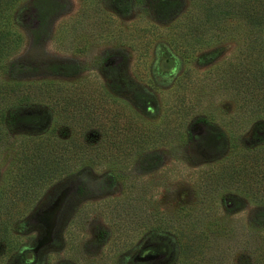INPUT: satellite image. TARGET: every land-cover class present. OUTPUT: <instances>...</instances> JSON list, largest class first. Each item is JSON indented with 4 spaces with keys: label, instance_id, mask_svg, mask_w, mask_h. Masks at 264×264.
I'll return each instance as SVG.
<instances>
[{
    "label": "rangeland",
    "instance_id": "obj_1",
    "mask_svg": "<svg viewBox=\"0 0 264 264\" xmlns=\"http://www.w3.org/2000/svg\"><path fill=\"white\" fill-rule=\"evenodd\" d=\"M221 1L235 2L16 3L7 26L20 38L0 62V82L78 84L88 97L104 90L113 108L118 98L150 123L163 115L168 121L176 107L172 124L179 133L160 135L122 173L81 166L47 185L19 216L14 208L8 215L0 210V264H178L175 236L161 226L165 217L180 216H201L213 230L223 226L224 247L213 244L205 264L242 263L239 248H226L261 209L234 189L207 187L204 177L228 155L231 131L244 145L264 141V118L243 113V88L231 80L234 68L260 60V34L248 30L237 5L217 20L203 16L202 5ZM19 111L42 112L46 121L41 127L0 124V190L11 185L19 139L43 133L54 116L35 105ZM154 243L168 245L169 252L146 254Z\"/></svg>",
    "mask_w": 264,
    "mask_h": 264
},
{
    "label": "trees",
    "instance_id": "obj_2",
    "mask_svg": "<svg viewBox=\"0 0 264 264\" xmlns=\"http://www.w3.org/2000/svg\"><path fill=\"white\" fill-rule=\"evenodd\" d=\"M19 1L0 0V62L18 46L20 34L7 25H11L10 11ZM231 5L228 1L210 3L202 5L201 12L205 18L215 16L217 20L235 13L232 6L237 5L248 30L260 34L259 42H256L260 46V60H249L240 69L234 68L231 80L243 88L247 110L243 113H257L264 118V0H235ZM0 85L1 125L17 122L28 127L44 126L46 115L39 111H19L25 105L46 107L54 114L47 130L23 135L17 143V164L11 185L0 190V210L5 215L14 208L13 213L19 216L37 200L47 185L72 174L81 166H106L122 173L140 150L156 144L160 135L179 133L178 127L172 124L175 114L179 116V108L176 107L170 108L168 121L163 115L158 122L150 123L138 119L132 109L118 98L112 101L115 104L113 108L104 90L88 97L78 84L69 87L64 82L53 80L3 81ZM64 127L72 133L59 135ZM183 134L182 138H190L188 131ZM228 148V155L206 173L204 183L207 187L216 185L215 189H234L261 209L252 220L242 224L241 235L230 241L226 251L239 248L244 254L241 264H264V141L244 145L235 131H231ZM16 199L17 205L13 202ZM200 217H165L162 221L161 228L172 232L177 241L178 264H205L213 246L224 247L218 236L223 226L213 230L211 223L204 225L205 221ZM227 228L226 234L234 232L232 226ZM145 248L151 256L170 250L168 245L155 243Z\"/></svg>",
    "mask_w": 264,
    "mask_h": 264
},
{
    "label": "flooded vegetation",
    "instance_id": "obj_3",
    "mask_svg": "<svg viewBox=\"0 0 264 264\" xmlns=\"http://www.w3.org/2000/svg\"><path fill=\"white\" fill-rule=\"evenodd\" d=\"M190 137H191V136H190ZM143 251H145V253L147 254V250H146V248H144Z\"/></svg>",
    "mask_w": 264,
    "mask_h": 264
}]
</instances>
